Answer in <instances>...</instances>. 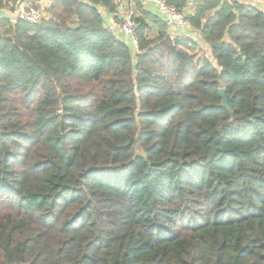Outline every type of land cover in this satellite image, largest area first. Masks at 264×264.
Masks as SVG:
<instances>
[{"label": "trees", "instance_id": "16d2710c", "mask_svg": "<svg viewBox=\"0 0 264 264\" xmlns=\"http://www.w3.org/2000/svg\"><path fill=\"white\" fill-rule=\"evenodd\" d=\"M50 1L0 19V264H264V11L164 0L209 58L144 0L136 50L118 0Z\"/></svg>", "mask_w": 264, "mask_h": 264}, {"label": "built area", "instance_id": "2783aa9c", "mask_svg": "<svg viewBox=\"0 0 264 264\" xmlns=\"http://www.w3.org/2000/svg\"><path fill=\"white\" fill-rule=\"evenodd\" d=\"M155 4L158 7L164 20L170 27L175 26V21H178V26L181 28H189L190 24L187 19V14L178 12L175 8L169 6L164 0H144ZM240 3H248L251 0H229ZM13 14L19 16L18 20H23L31 24H39L44 19V10L38 7L35 0H15L12 3ZM134 11H127L124 16L118 19L112 17L108 20V31L117 36H124L127 42L136 50L139 46V40L136 34V26L134 22Z\"/></svg>", "mask_w": 264, "mask_h": 264}, {"label": "crops", "instance_id": "0c3cea01", "mask_svg": "<svg viewBox=\"0 0 264 264\" xmlns=\"http://www.w3.org/2000/svg\"><path fill=\"white\" fill-rule=\"evenodd\" d=\"M118 1L120 3V7H119L118 14L116 16H118V18H120V17L122 18L127 11H129V10H131L133 8V6L127 0H118ZM144 4H145V7L148 10L154 12L155 14H158V15L162 16L160 11L158 10V7L155 4H153V3L149 2V1H144ZM262 5H264V4H262ZM260 9L264 11L263 6ZM102 11L104 12L105 17H107L108 20H110L113 17V15H110L109 13H107L106 10L102 9L101 12ZM189 28H190V26H189ZM189 28H186V29L185 28H181V27H179L178 25L175 24V26L171 27V33L173 35H186V36H189V37L195 39L196 41H198L200 43V45H201V43H202L201 41L202 40L201 39L197 40V38H196L198 36L197 33H194L193 31L192 32L189 31ZM203 44L206 45L205 43H203Z\"/></svg>", "mask_w": 264, "mask_h": 264}, {"label": "rangeland", "instance_id": "374dc122", "mask_svg": "<svg viewBox=\"0 0 264 264\" xmlns=\"http://www.w3.org/2000/svg\"><path fill=\"white\" fill-rule=\"evenodd\" d=\"M12 1V0H11ZM9 2L10 4H8V9H10V7L12 6V3H13V1L12 2ZM36 1V4H37V6L38 7H41L43 10H44V18L45 17H48V15H49V13H48V7L50 6V0H35ZM83 1H89V0H83ZM251 3L253 4V5H256V6H258L259 8H262V6H263V8H264V5H262V4H264V1L263 0H251ZM48 8V9H47ZM8 9H6L7 11H10V10H8ZM46 9H47V13H46ZM189 31H193L194 33H197V40H200L201 39V37H200V33L199 32H197V31H195L192 27H191V25H190V28H189ZM202 43H201V45H200V48H201V52L202 53H204L206 56H208L209 58H212L211 57V52H210V49L208 48V45L206 46V45H204L203 44V41H201ZM203 44V45H202Z\"/></svg>", "mask_w": 264, "mask_h": 264}, {"label": "water", "instance_id": "95a60500", "mask_svg": "<svg viewBox=\"0 0 264 264\" xmlns=\"http://www.w3.org/2000/svg\"><path fill=\"white\" fill-rule=\"evenodd\" d=\"M218 9H220V7H218ZM0 19H6V20L11 21V22H16L19 19V16L17 14H13L11 11H7L6 9H1L0 10ZM175 24L178 25L179 22L175 21ZM220 93H221V96L223 98L224 105L228 106V99H227V96L225 94V90L222 89L220 91Z\"/></svg>", "mask_w": 264, "mask_h": 264}]
</instances>
